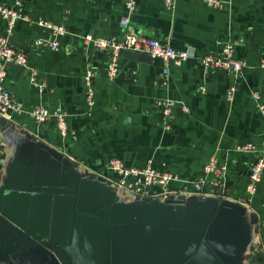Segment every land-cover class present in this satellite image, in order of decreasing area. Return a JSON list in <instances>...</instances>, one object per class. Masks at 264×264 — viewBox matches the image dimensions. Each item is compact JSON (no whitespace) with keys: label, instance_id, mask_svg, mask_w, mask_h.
<instances>
[{"label":"crops","instance_id":"obj_1","mask_svg":"<svg viewBox=\"0 0 264 264\" xmlns=\"http://www.w3.org/2000/svg\"><path fill=\"white\" fill-rule=\"evenodd\" d=\"M16 1L27 20L18 21L8 38L29 52L25 74L7 68L4 78L21 111L0 130V196L21 187L32 194L35 188H56L74 193L79 213L114 202L116 212L135 215V225L120 226L103 246L90 245V264H186L205 238L221 264H264V171L255 195L246 194L251 164L264 155V120L257 108L264 105V70L258 67L264 55V0H219L220 8L177 0L173 10L164 0H138L131 29L192 56L167 77L157 60L129 64L121 56L111 80L110 53L94 51L83 38L121 41L126 0L0 4ZM39 21L65 29L58 50L47 46L52 34ZM6 29L0 19V36ZM228 41L234 43V58L245 60L248 69L237 76L204 72L197 59L220 52ZM89 70L94 74L91 107L84 85ZM231 88L235 93L228 101ZM163 101L176 103L168 130L152 109ZM34 106L60 109L68 135H59L54 120L36 125L28 115ZM247 144L254 153L236 151ZM211 157L225 168L222 185L213 192L205 184L196 194L190 183L204 176ZM112 159L137 169L149 166L177 181L163 196L157 188L148 197L125 193L107 171ZM170 199L176 205L166 204ZM169 211L178 216H166ZM77 217L83 224L84 215ZM53 254L73 264L78 249L57 247ZM200 261L219 262L209 251Z\"/></svg>","mask_w":264,"mask_h":264},{"label":"built area","instance_id":"obj_2","mask_svg":"<svg viewBox=\"0 0 264 264\" xmlns=\"http://www.w3.org/2000/svg\"><path fill=\"white\" fill-rule=\"evenodd\" d=\"M199 1L210 8L221 7V1L219 0ZM137 2L138 0H126L124 6L126 16L119 22V26L125 30L121 41L95 38L90 34L83 38V41L94 51L110 53V60L107 66L110 80L117 74V63L122 51L144 54L152 60L159 61L162 65V74L166 77L170 75L171 68L180 66L192 56L188 50H174L168 44L161 43L156 38L141 36L135 33L130 27V17L137 9ZM176 2L177 0H164L165 8L173 10ZM0 19H3L7 24L6 35L0 36V60L4 61V63H12L26 68V55L8 44L9 34L15 24L18 21L27 20L21 11L20 3L16 1L11 6L0 4ZM37 25L52 34L53 40L47 46L52 50H58L57 39L65 34V29L62 26H56L45 21H39ZM234 47V43L228 41L223 44L220 52L202 55L197 59V62L204 72L222 71L237 76L248 69L249 66L245 60L234 58ZM258 67L264 70V55L261 56ZM6 70V65L0 63V116L10 119L12 114H17L21 111V105L15 101L14 97L4 87ZM30 76L35 78V73L31 72ZM93 77L94 74L91 70L87 71L84 77V85L86 88L85 101L89 107L93 105ZM234 93L235 90L233 88L229 89L226 93V99L228 101L232 100ZM175 104L172 101H163L155 102L152 106V109L157 110L161 114L163 124L167 130L169 129L168 120L171 115V110ZM257 108L264 120V105H259ZM183 110H185L184 107ZM28 115L39 126H43L54 120L59 135L62 137L68 135L65 126V114L60 109L51 111L43 106H34L29 110ZM236 151L254 153L255 149L254 146L247 144L237 146ZM107 171L110 175L116 177V186L123 192L144 197L151 196L155 193L153 192L154 188H157L162 196L169 194L171 192L169 188L170 184L177 181V178L169 174L159 173L149 166L142 169L127 167L118 159L109 161ZM263 171L264 155H258L250 167L248 184L246 186V194L249 197L255 195ZM224 175L225 168L220 166L215 158L211 157L204 168V176L190 183L191 188L194 193L201 194L203 186L208 184L211 186V191L216 192L222 185Z\"/></svg>","mask_w":264,"mask_h":264},{"label":"water","instance_id":"obj_3","mask_svg":"<svg viewBox=\"0 0 264 264\" xmlns=\"http://www.w3.org/2000/svg\"><path fill=\"white\" fill-rule=\"evenodd\" d=\"M8 44L20 52H29L28 47L12 38H8ZM121 56L129 64L151 60L147 55L130 51H122ZM0 63L19 74L26 72L18 65L4 63L2 60ZM10 125L9 118L0 116V130H6ZM31 190L21 187L19 193L14 191L0 196V264H64L53 254L57 247L63 246L78 249L73 264H90L88 251L94 241L98 242V246H103L109 234L120 226L135 225L137 221L133 214L116 212L114 202L82 214L77 211L74 193L69 190L35 188L34 194ZM176 198L181 201L186 199L184 196ZM175 203L171 199L166 202L170 205ZM177 205L175 213L179 214L181 208L180 204ZM171 214L173 211L166 213V216L171 217ZM78 215H84L83 224L78 222ZM211 248L205 238L198 254L186 264H203L200 259L207 255V251L219 261L210 264H221Z\"/></svg>","mask_w":264,"mask_h":264}]
</instances>
